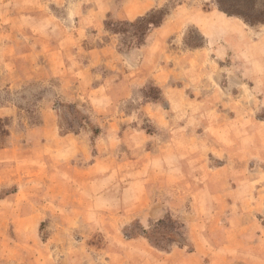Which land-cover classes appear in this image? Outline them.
I'll use <instances>...</instances> for the list:
<instances>
[{
	"label": "rangeland",
	"instance_id": "rangeland-1",
	"mask_svg": "<svg viewBox=\"0 0 264 264\" xmlns=\"http://www.w3.org/2000/svg\"><path fill=\"white\" fill-rule=\"evenodd\" d=\"M130 1L0 0V264H264V24Z\"/></svg>",
	"mask_w": 264,
	"mask_h": 264
},
{
	"label": "crops",
	"instance_id": "crops-1",
	"mask_svg": "<svg viewBox=\"0 0 264 264\" xmlns=\"http://www.w3.org/2000/svg\"><path fill=\"white\" fill-rule=\"evenodd\" d=\"M128 1L131 2L130 0H128ZM132 1L135 2L132 5H134L136 7L134 9H132V10H135V11H133L134 14H137V13L147 9L149 6H151V3H150L149 0H141V1L132 0ZM120 6L123 9L126 8V2H122L120 4ZM125 16H126V13H125ZM262 101L264 102V97H262ZM260 128H264V123L261 122V121H260ZM262 166H264V144L260 143V167H262ZM212 195H213V197H216V200H219V203L221 204V207H220V209L218 211L219 212L218 214H219L220 217H222V219H224V222H226V225H225V227H226L227 226V222H228L229 218L232 217L233 213L232 212H227L223 205H224V203L226 202L227 198L230 195H228L227 193H225L223 195H220L219 193H216V192L213 193ZM214 211L216 212L214 214V216L217 217V206L214 207ZM263 212H264V195H262V192H261L260 193V213H263ZM131 214L132 213H129V215H131ZM133 215L130 216V217L133 218ZM146 216H148V218H150L149 212L146 213ZM224 230L226 231V229H224ZM262 240H264V235H262L260 237V240L258 242H261ZM229 246H230L229 245V241L226 240V242L222 243V245L216 246V247L213 248L214 249L213 251H216V252H213L212 254L220 259L219 260L220 263L224 262L223 260H226V258H224L226 256L225 255V253H226L225 251H226V249ZM208 260H209V264H215L217 262V260H213L212 258H208Z\"/></svg>",
	"mask_w": 264,
	"mask_h": 264
},
{
	"label": "trees",
	"instance_id": "trees-1",
	"mask_svg": "<svg viewBox=\"0 0 264 264\" xmlns=\"http://www.w3.org/2000/svg\"><path fill=\"white\" fill-rule=\"evenodd\" d=\"M218 4H219V9L221 12H223L224 14H226L227 16L231 17V16H238L240 17L243 22L249 26H254L258 23L260 24H264V9L260 11V18H256V19H249L247 16L241 15L240 13H238L237 11H234V9H231V7H226V5L223 3L222 0H218ZM159 22H154V23H150L154 26L158 25Z\"/></svg>",
	"mask_w": 264,
	"mask_h": 264
}]
</instances>
